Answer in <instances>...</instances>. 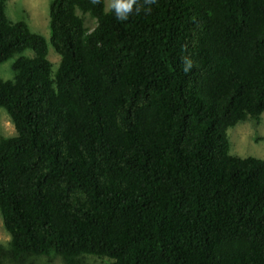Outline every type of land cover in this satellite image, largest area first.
Masks as SVG:
<instances>
[{"label":"trees","instance_id":"obj_1","mask_svg":"<svg viewBox=\"0 0 264 264\" xmlns=\"http://www.w3.org/2000/svg\"><path fill=\"white\" fill-rule=\"evenodd\" d=\"M6 1L0 63L34 56L0 77L17 132L0 138L3 256L264 264V160L231 154L227 133L264 112V0H136L125 20L52 0L55 72Z\"/></svg>","mask_w":264,"mask_h":264},{"label":"rangeland","instance_id":"obj_2","mask_svg":"<svg viewBox=\"0 0 264 264\" xmlns=\"http://www.w3.org/2000/svg\"><path fill=\"white\" fill-rule=\"evenodd\" d=\"M52 0H7L6 15L11 21H25L30 30L42 35L47 42L48 59L52 65V71L55 72L60 63V56L50 43L49 27V5ZM105 1V9L108 10L109 0ZM85 26L93 29L96 25L95 19L88 14L83 15ZM19 55L33 57L34 51L27 49L20 54L0 63V77L3 80H13L15 72L12 65ZM228 139L230 142V153L240 157H256L264 160V112L259 120L247 119L237 123L228 129ZM17 132L12 120L4 108H0V138L14 137ZM257 139H261L257 141ZM10 241V234L5 229L2 217L0 215V261L1 264H62V259L55 253L49 256H28L21 260H14L3 256L7 252ZM87 264H112L107 258H97L90 255H83Z\"/></svg>","mask_w":264,"mask_h":264},{"label":"clouds","instance_id":"obj_3","mask_svg":"<svg viewBox=\"0 0 264 264\" xmlns=\"http://www.w3.org/2000/svg\"><path fill=\"white\" fill-rule=\"evenodd\" d=\"M155 0H145V3H154ZM136 0H109L108 8L114 12L118 20H125L128 14L133 10V4ZM136 12L140 11V6L137 4Z\"/></svg>","mask_w":264,"mask_h":264}]
</instances>
